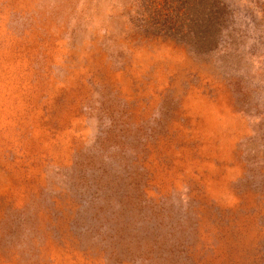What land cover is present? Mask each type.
I'll use <instances>...</instances> for the list:
<instances>
[{
  "label": "rangeland",
  "instance_id": "rangeland-1",
  "mask_svg": "<svg viewBox=\"0 0 264 264\" xmlns=\"http://www.w3.org/2000/svg\"><path fill=\"white\" fill-rule=\"evenodd\" d=\"M0 264H264V0H0Z\"/></svg>",
  "mask_w": 264,
  "mask_h": 264
}]
</instances>
